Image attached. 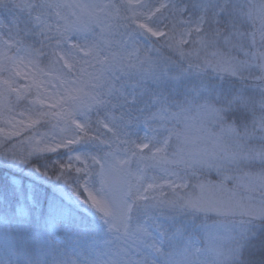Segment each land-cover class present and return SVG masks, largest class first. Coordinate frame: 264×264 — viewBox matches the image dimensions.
I'll use <instances>...</instances> for the list:
<instances>
[{
    "label": "snow or ice",
    "instance_id": "1",
    "mask_svg": "<svg viewBox=\"0 0 264 264\" xmlns=\"http://www.w3.org/2000/svg\"><path fill=\"white\" fill-rule=\"evenodd\" d=\"M13 8L0 213L32 233L37 264H155L142 249L166 240L184 248L165 264H264V0H0ZM78 213L100 223L73 227Z\"/></svg>",
    "mask_w": 264,
    "mask_h": 264
},
{
    "label": "rangeland",
    "instance_id": "2",
    "mask_svg": "<svg viewBox=\"0 0 264 264\" xmlns=\"http://www.w3.org/2000/svg\"><path fill=\"white\" fill-rule=\"evenodd\" d=\"M69 2H71V0H69ZM19 12L16 9H11V10H0V19L4 20V17L7 18V20L9 18H12V16H16L18 15ZM257 27L258 22H257ZM47 129H42V131H46ZM24 176L33 178V179H37L35 176H30L27 172V170L25 169V171L23 173H21ZM150 174H153L150 171ZM207 178L209 180H212L214 183L218 182L220 177H218L215 172H212L211 174L207 175ZM125 178L118 174L115 173L113 174L112 177V188L114 193L118 194L119 190L122 186L123 180ZM243 183V182H242ZM226 187L230 190H235L237 192V195L239 196H245L248 195L249 193H246L242 187H237V185L233 182V181H228L226 183ZM255 195H258V193H255ZM162 224H164L165 226H169V229L171 230V227L169 225V222L167 220H162L161 221ZM209 224L212 223V220L208 221ZM42 227V224L39 225ZM153 235L155 237H157V239H159V232L153 230ZM31 238V237H30ZM32 239V238H31ZM25 240L26 239H21V238H17L8 227L5 226H0V264H10V261L12 260V258H15V262L20 263L22 262V260L28 256H26V254H29V257L31 255L33 261H31L30 263L25 261V264H37L38 261L41 260V256L40 253L38 251V249L35 247V245H33L32 243H28L27 245L25 244ZM31 241V240H29ZM53 242V241H52ZM56 244V243H53ZM183 248H184V244L181 240H175V241H165L164 244L161 245V249L163 254L160 253H153L151 249H142L143 252L150 254L151 255V259H153L155 261V264H165V261L169 260V259H174V260H182L183 259ZM84 255V254H83ZM88 255V251L86 256ZM50 256L44 258L45 261L46 259H48Z\"/></svg>",
    "mask_w": 264,
    "mask_h": 264
},
{
    "label": "trees",
    "instance_id": "3",
    "mask_svg": "<svg viewBox=\"0 0 264 264\" xmlns=\"http://www.w3.org/2000/svg\"><path fill=\"white\" fill-rule=\"evenodd\" d=\"M13 17H14V15L12 16V18ZM12 18L8 17V19H10V20ZM4 20H5V23L8 22L7 18H5V17H4ZM21 176L24 177V185H25L26 191H31L33 189V187L35 186L36 190L40 193V197H41L42 202H44L45 199H51L53 197L54 194H53L52 187L50 185L46 184L43 181V179L37 180V179H33L30 177L24 176L22 174H21ZM69 223L73 227H75L81 223H86L89 225L99 224L100 221L94 217H87V219H85L82 214L78 213V214H76L74 219L69 221ZM41 224L42 223H41V219H40L39 215H36L34 217L33 227H36L37 225H41ZM0 226L8 227L10 229V231L17 238L26 239L28 241L31 240V238H32V233L30 231H26L25 225L22 224L11 211H5L3 213H0ZM49 240L53 241V243L62 242L61 247L64 248L65 250L70 248V245L65 240L63 233L53 231L52 234L49 235ZM82 251H83V254L86 256L87 248L82 247ZM251 254L253 255V257L258 259L262 253L260 251L253 249V250H251ZM26 256H28V257L27 258L25 257L22 260V262H20V263L15 262V258H12V260L10 261V264H25L24 263L25 261H27L29 263L31 261H33V259H34V258L32 259L33 255H31L29 257V254H26ZM46 264H54V259L52 256H50L48 259H46Z\"/></svg>",
    "mask_w": 264,
    "mask_h": 264
}]
</instances>
